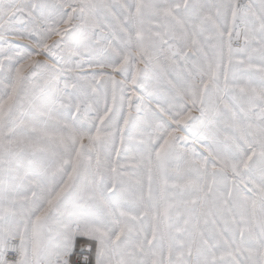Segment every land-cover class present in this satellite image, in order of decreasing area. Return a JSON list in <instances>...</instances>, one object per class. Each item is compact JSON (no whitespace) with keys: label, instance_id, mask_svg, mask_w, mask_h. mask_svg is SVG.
Masks as SVG:
<instances>
[{"label":"snow or ice","instance_id":"1","mask_svg":"<svg viewBox=\"0 0 264 264\" xmlns=\"http://www.w3.org/2000/svg\"><path fill=\"white\" fill-rule=\"evenodd\" d=\"M0 264H264V0H0Z\"/></svg>","mask_w":264,"mask_h":264}]
</instances>
